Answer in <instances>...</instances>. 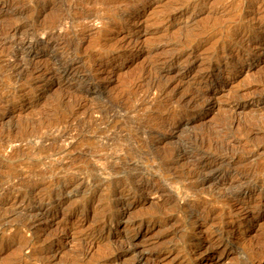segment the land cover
<instances>
[{
	"label": "rangeland",
	"instance_id": "374dc122",
	"mask_svg": "<svg viewBox=\"0 0 264 264\" xmlns=\"http://www.w3.org/2000/svg\"><path fill=\"white\" fill-rule=\"evenodd\" d=\"M263 81L264 0H0V264H264Z\"/></svg>",
	"mask_w": 264,
	"mask_h": 264
},
{
	"label": "bare ground",
	"instance_id": "6f19581e",
	"mask_svg": "<svg viewBox=\"0 0 264 264\" xmlns=\"http://www.w3.org/2000/svg\"><path fill=\"white\" fill-rule=\"evenodd\" d=\"M51 22V21H50ZM47 23V22H46ZM33 26V25H32ZM7 28V27H6ZM13 28V27H12ZM23 28V27H22ZM28 28V27H27ZM36 28V27H35ZM5 28H3V30H4ZM9 29V28H8ZM58 29V28H57ZM19 31V30H18ZM254 32H256V31H254ZM259 32V31H258ZM58 34V33H57ZM55 35V34H54ZM41 40V39H40ZM244 42H245V40H244ZM239 43V42H238ZM240 49V48H239ZM242 49V48H241ZM239 51V50H238ZM213 52V51H212ZM221 54H222V52H220ZM219 53V54H220ZM237 53V52H236ZM210 54V53H209ZM55 63V62H54ZM18 64V63H17ZM60 65V64H59ZM51 66V65H50ZM209 66V65H208ZM38 67V66H37ZM207 67V66H206ZM51 68V67H50ZM54 68V67H53ZM204 68V67H203ZM55 69H56V67H55ZM58 69V68H57ZM56 69V70H57ZM71 69V68H70ZM207 68H204V71H207L206 70ZM211 69V68H210ZM217 69V68H216ZM69 70V69H68ZM39 71V70H38ZM53 71V70H52ZM77 71V70H76ZM40 72V71H39ZM209 72V71H208ZM57 73V72H56ZM61 73V72H60ZM63 73V72H62ZM73 73V72H72ZM58 74V73H57ZM215 76V75H214ZM213 75L209 78V79H205V77H203V76H201L200 75V77L201 78H199V80H198V82H199V84L200 85H203V86H206V85H208V84H210V82H212L213 80H214V77ZM67 77V76H66ZM75 78V77H74ZM149 79V78H148ZM152 81V80H151ZM157 81V80H156ZM264 82V81H263ZM157 83V82H156ZM156 83L155 82H150V84H151V87H153V86H155L156 85ZM20 84V83H19ZM158 85V84H157ZM17 86V85H16ZM163 88V87H162ZM161 88V89H162ZM188 89V88H187ZM191 89H192V87H191ZM159 90V89H158ZM197 90V89H196ZM165 91V90H164ZM189 91V90H188ZM258 92V91H257ZM256 92V93H257ZM194 94V93H193ZM196 94V93H195ZM260 94H261V91H260ZM180 97V96H179ZM234 97V100H236V101H238L239 102V98H236V97H238V95H236V97L235 96H233ZM249 97V96H248ZM252 97V96H251ZM192 97L190 96L189 97V95L188 96H186L185 95V97H182V101L185 103V102H187V104H186V106H185V108L183 109V112H182V115L183 116H188V115H190V114H192V113H194V112H196V111H200V109L201 108H199L198 106H195V104L193 105L191 102H193L192 100L193 99H191ZM244 98V97H243ZM242 100H244V99H242ZM181 101V100H180ZM241 102V101H240ZM239 102V103H240ZM183 103V104H184ZM217 104V103H216ZM183 106V105H182ZM181 108V107H180ZM226 109H228V108H226ZM225 109V110H226ZM116 110V109H115ZM223 110H224V108H223ZM222 112V111H221ZM220 112V113H221ZM113 113H115V112H113ZM226 113H228V115H224V116H217V118L213 121V123L210 125V127L208 128L209 130L208 131H211L212 133H216L217 131H220V128H222V126H225V125H227V126H232L233 124H235V121H237V122H239V123H237V125L238 126H240V128H243V129H248L250 126H252V125H254L253 124V121H251L253 118H254V121L255 120H258V119H256L255 117V115H256V113H255V115L254 116H249V117H245L244 119H243V121L242 122H240V121H238V120H241V119H238V120H236V118L234 117V115H235V113H237V108L236 107H233L232 109H230V110H226ZM225 113V114H226ZM239 113V112H238ZM112 115V114H111ZM113 115H115V114H113ZM220 115V114H219ZM223 115V114H222ZM242 115V114H241ZM244 115H246V114H244ZM181 116V115H180ZM238 116H239V114H238ZM107 117V116H106ZM110 117V116H109ZM241 117V116H240ZM262 123V122H261ZM263 123H264V121H263ZM258 125H260L259 123H258ZM250 128H252V127H250ZM253 129V128H252ZM242 130V129H241ZM252 133H254V132H252ZM202 134V133H201ZM203 136V135H202ZM202 138V137H201ZM221 139V138H220ZM203 140H204V138H203ZM208 141V140H207ZM213 141V140H212ZM206 143V142H205ZM215 143V142H214ZM263 148H264V146H263ZM167 150V149H166ZM259 150V149H258ZM173 151V150H172ZM169 152V151H168ZM207 153V152H206ZM164 154V153H163ZM169 154V153H168ZM167 154V155H168ZM177 155V154H176ZM165 156V155H164ZM206 157V156H205ZM173 158V157H172ZM202 158V157H201ZM209 158V157H208ZM214 159V158H213ZM209 161V160H208ZM203 163V162H202ZM201 163V164H202ZM219 163V162H218ZM224 163V162H223ZM229 163V162H228ZM215 161H212L211 160V162L210 163H208L207 165H205L204 167H202V169L201 170H204V171H210V172H212V170L215 168ZM218 166V165H217ZM221 167V166H220ZM200 171V170H199ZM261 171V170H260ZM192 172V171H191ZM194 172V171H193ZM262 172V171H261ZM192 174H194V173H192ZM200 175H202V174H200ZM207 175V174H206ZM195 176H197V175H195ZM198 177V176H197ZM202 180V179H201ZM59 188V187H58ZM2 190V189H1ZM121 193V192H120ZM155 193V192H154ZM40 197V196H39ZM92 197V196H91ZM27 200V199H26ZM40 200V199H39ZM83 200V199H82ZM28 202V201H27ZM60 202V201H59ZM56 205H57V203H56ZM60 205V204H59ZM239 208V207H238ZM243 210H245L246 208L245 207H241ZM248 208V207H247ZM59 210V209H58ZM106 211V210H105ZM249 211V210H248ZM232 212V211H231ZM117 213V212H116ZM246 213V212H245ZM34 214V213H33ZM42 214V213H41ZM234 214V213H233ZM248 214V213H247ZM111 215V214H110ZM109 215V216H110ZM104 216H106V214L104 215ZM250 216V215H249ZM31 217V216H30ZM34 217V216H33ZM101 217V216H100ZM99 218V217H98ZM106 219V218H105ZM104 220V219H103ZM96 221V220H95ZM100 221V220H99ZM1 222V221H0ZM97 222V221H96ZM26 223V222H25ZM28 223V222H27ZM31 224V223H30ZM100 224V223H99ZM102 224V223H101ZM28 225V224H27ZM26 225V226H27ZM216 229H218V228H216ZM215 231V230H214ZM37 233V232H36ZM108 238H109V236H108ZM107 237H105V236H101V237H97V238H95L94 239V241H92V242H96V243H101V244H103V242H105L104 244H107V243H109L110 242V239H108ZM241 238V237H240ZM229 239V238H228ZM227 239V242H229L230 240H228ZM83 240H84V238H83ZM239 240V239H238ZM27 241V240H26ZM29 241V240H28ZM128 245H133L132 244V241H131V239H129V238H125V240H124ZM190 241V240H189ZM83 242V241H82ZM81 242V243H82ZM89 242H91V241H89ZM233 242V241H232ZM259 242H261V245H260V243H258L259 244V246H257L256 244L254 245V246H251L250 247V250H249V253H250V251H252V255H253V253L254 254H257V253H259V252H262V250H263V247H264V235L262 236V238L260 239V241ZM20 243V242H19ZM238 243V242H237ZM135 244V243H134ZM191 244V243H190ZM126 245V244H125ZM136 245V244H135ZM188 245V244H187ZM234 245V244H233ZM128 247V246H127ZM103 248H105V247H103ZM213 248V247H212ZM249 249V248H248ZM106 250V248L104 249V251ZM110 251V250H109ZM109 251H108V253H109ZM75 252V251H74ZM112 252V251H111ZM129 252V251H128ZM85 253H86V251H85ZM84 252H83V249L82 248H79L74 254H72L73 256L70 258V260H69V263H67V264H82V263H80L81 261H83V257L85 258V254ZM103 253V252H102ZM246 254H247V252H246ZM260 254V253H259ZM38 255V254H37ZM263 255V254H262ZM40 256V255H39ZM39 256L37 257V258H39ZM41 257V256H40ZM252 257V256H251ZM256 257H257V255H256ZM256 259V258H255ZM121 260V261H120ZM85 261V260H84ZM258 261V260H257ZM66 262V261H65ZM191 262V261H190ZM99 264H140V254H139V251H135V249H133V250H130V257L128 256V259H126L125 260V258L122 260V258L121 257H119L118 255L114 258V259H108V260H103L102 262L100 261L99 262ZM143 264H145V263H143ZM147 264V263H146Z\"/></svg>",
	"mask_w": 264,
	"mask_h": 264
}]
</instances>
